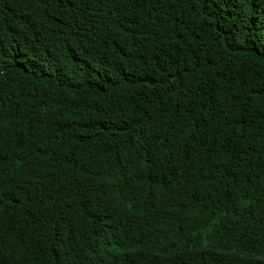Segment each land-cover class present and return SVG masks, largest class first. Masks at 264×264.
I'll list each match as a JSON object with an SVG mask.
<instances>
[{
    "label": "trees",
    "instance_id": "1",
    "mask_svg": "<svg viewBox=\"0 0 264 264\" xmlns=\"http://www.w3.org/2000/svg\"><path fill=\"white\" fill-rule=\"evenodd\" d=\"M0 264H264V0H0Z\"/></svg>",
    "mask_w": 264,
    "mask_h": 264
},
{
    "label": "bare ground",
    "instance_id": "2",
    "mask_svg": "<svg viewBox=\"0 0 264 264\" xmlns=\"http://www.w3.org/2000/svg\"><path fill=\"white\" fill-rule=\"evenodd\" d=\"M107 247V246H106Z\"/></svg>",
    "mask_w": 264,
    "mask_h": 264
}]
</instances>
